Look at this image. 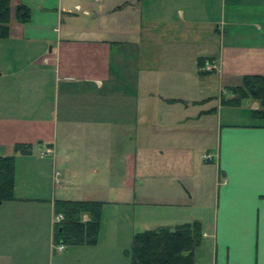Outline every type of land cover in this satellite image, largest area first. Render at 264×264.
Segmentation results:
<instances>
[{"label":"crops","instance_id":"obj_1","mask_svg":"<svg viewBox=\"0 0 264 264\" xmlns=\"http://www.w3.org/2000/svg\"><path fill=\"white\" fill-rule=\"evenodd\" d=\"M8 5L0 155L15 200L0 203V264H130L132 236L190 223L192 264H264L258 104L222 103L264 77V0ZM54 201L101 203L93 246L52 244Z\"/></svg>","mask_w":264,"mask_h":264},{"label":"trees","instance_id":"obj_2","mask_svg":"<svg viewBox=\"0 0 264 264\" xmlns=\"http://www.w3.org/2000/svg\"><path fill=\"white\" fill-rule=\"evenodd\" d=\"M8 1L0 0V39L7 37ZM18 23L29 20V10L19 5L14 10ZM200 68L202 61L198 62ZM229 92L232 98L222 103L236 107L244 100L255 101L258 110L250 114L254 126L264 128V77L243 76ZM19 146L13 147L17 152ZM24 153L23 151H20ZM13 156L0 155V203L14 201ZM101 203L54 201V215H60L62 221L53 227L52 244L54 246H93L99 227ZM88 220L83 222L81 217ZM200 242V227L197 223L184 224L172 231L159 229L144 231L132 236L130 246L125 255L130 258V264H192L193 250Z\"/></svg>","mask_w":264,"mask_h":264},{"label":"built area","instance_id":"obj_3","mask_svg":"<svg viewBox=\"0 0 264 264\" xmlns=\"http://www.w3.org/2000/svg\"><path fill=\"white\" fill-rule=\"evenodd\" d=\"M213 68H214L213 65L207 64V66H205L203 70H205V71H212ZM61 220H62V217L60 215H58L57 217H55L54 223L55 224H58ZM57 249L58 250H61L62 249V245H58L57 246Z\"/></svg>","mask_w":264,"mask_h":264},{"label":"rangeland","instance_id":"obj_4","mask_svg":"<svg viewBox=\"0 0 264 264\" xmlns=\"http://www.w3.org/2000/svg\"><path fill=\"white\" fill-rule=\"evenodd\" d=\"M214 70V69H213ZM207 73H210V71H207ZM209 75V74H208ZM235 87V86H234Z\"/></svg>","mask_w":264,"mask_h":264}]
</instances>
